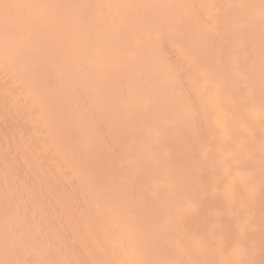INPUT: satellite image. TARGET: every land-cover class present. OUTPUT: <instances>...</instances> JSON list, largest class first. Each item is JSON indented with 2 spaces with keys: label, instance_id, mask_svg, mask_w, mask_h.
Instances as JSON below:
<instances>
[{
  "label": "bare ground",
  "instance_id": "6f19581e",
  "mask_svg": "<svg viewBox=\"0 0 264 264\" xmlns=\"http://www.w3.org/2000/svg\"><path fill=\"white\" fill-rule=\"evenodd\" d=\"M0 264H264V0H0Z\"/></svg>",
  "mask_w": 264,
  "mask_h": 264
},
{
  "label": "snow or ice",
  "instance_id": "6c2138e0",
  "mask_svg": "<svg viewBox=\"0 0 264 264\" xmlns=\"http://www.w3.org/2000/svg\"><path fill=\"white\" fill-rule=\"evenodd\" d=\"M5 8H11V7H22V5H5Z\"/></svg>",
  "mask_w": 264,
  "mask_h": 264
}]
</instances>
